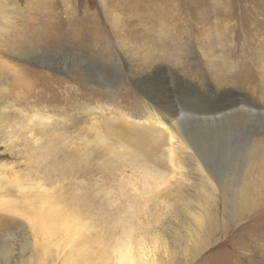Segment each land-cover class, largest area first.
I'll use <instances>...</instances> for the list:
<instances>
[{
	"label": "rangeland",
	"instance_id": "1",
	"mask_svg": "<svg viewBox=\"0 0 264 264\" xmlns=\"http://www.w3.org/2000/svg\"><path fill=\"white\" fill-rule=\"evenodd\" d=\"M144 79L195 117L229 99L253 101L240 107L250 116L243 129L232 127L229 147L201 157L213 196L181 149L168 161V141L146 158L106 133L109 122L140 128ZM83 105L96 112L80 111ZM34 115L52 117L50 125ZM253 139L264 142V0H0V177H40L53 187L77 167L89 171L67 180L55 205L92 191L105 217L79 220L94 223L91 232L116 231L130 217L138 233L165 244L166 264H264V146L245 166L239 156ZM244 168L260 182L249 175L246 187ZM145 172L169 181L148 191ZM229 172L235 177L221 179ZM3 200L27 210L13 188L0 189ZM250 208L258 212L248 216ZM21 218L0 207V264L50 263L52 251L44 261L25 249Z\"/></svg>",
	"mask_w": 264,
	"mask_h": 264
},
{
	"label": "bare ground",
	"instance_id": "2",
	"mask_svg": "<svg viewBox=\"0 0 264 264\" xmlns=\"http://www.w3.org/2000/svg\"><path fill=\"white\" fill-rule=\"evenodd\" d=\"M109 29L107 28V31L113 32V30ZM64 31L66 32V30ZM117 32L119 34L120 31L118 30ZM120 35L123 34L120 33ZM142 82L140 84L144 91L146 90L144 96L147 97L148 100H146L148 102H144L146 110L142 115L135 113V117L139 121L135 124L140 126V128L113 126L109 122V124H104L105 130L108 131L106 133L114 136L121 144L134 150L137 149L142 154V157L146 158L158 153L164 142L168 141V161L173 163L174 158L171 153H174L175 149H181L185 161L190 162L205 179L202 184L205 193L209 194V197L213 196L215 192V186L212 182L213 178L209 173L203 174V168L200 164L203 163L201 157L206 156L208 152L217 149L224 150L229 147V142L234 132L232 127L242 125L243 129L246 124L244 122L245 119L250 116L249 112H247L249 111L248 109L240 107L251 102L248 104L251 108L250 105L253 101L244 100L243 98L233 101L229 99L219 104L216 110L207 112L208 115L201 117L196 115L195 117L191 115L190 112L192 111L188 108L181 107L182 109L180 110L177 109L176 104H171L166 92L149 91L144 83L145 79ZM101 89L106 93L111 92L108 84H105ZM78 108L83 112H96L93 107L87 105ZM237 112L242 113V121L236 119L235 113ZM51 118L50 116L34 115L32 120H37L39 124L46 127L50 125L48 121ZM125 120L128 122L127 119ZM98 130L97 138L103 141L104 136ZM39 141L37 139L36 142ZM263 146L264 142L261 139H253L250 143L242 145L239 154L242 165L244 164L245 166L248 163H252L259 156ZM182 161L183 158L174 165L175 169L179 170V173L182 170ZM77 172L79 174H89V171L83 172L82 169L77 167L71 173L60 176L59 184L53 187L45 185L40 177L30 178L19 175L12 178L0 177V189L8 191L13 188L20 200L27 205V210L24 212L23 210H18L16 204L11 200L0 201V207L3 209L11 213L21 214L23 229L27 236L25 249L33 248L36 253L41 255V259L44 261L45 257H47L46 254L52 251L54 255L50 260L51 264H166V258L170 255L165 244L160 249L157 236L149 237L147 232L138 233L137 226L133 224L132 219H129L130 217L126 220L124 219L125 221L118 222L117 226H120V228L116 231L114 230L115 232H106L102 226L99 231L91 232L92 228L95 227L94 223L90 221L79 222L82 218L85 220L87 218L89 220L98 218L103 222L105 217L101 207L103 205L99 203V200L94 199L92 191L86 190V187L84 192L72 195L68 207L63 204L60 206L55 205L57 195L67 188L64 184L67 180L74 178ZM233 172L223 174L221 179L232 178V175L235 177ZM242 175L244 177L241 176L240 181L246 187L251 184V177L249 181H246L249 175L252 176L254 182H260L258 177L251 173L250 168H244ZM47 179V184L53 182L51 177ZM1 181H5L4 186ZM168 181L169 179H165L160 173L145 172L141 183L143 188L150 191L158 189ZM67 185H71V183L68 182ZM96 189L99 188L97 187ZM103 194L102 197L104 196ZM102 199L100 200L101 202L103 201ZM36 204L39 206H36ZM44 206H47L46 210H43ZM256 210L250 208L247 209L246 213H248V216L249 214L254 215L258 212ZM45 212L46 216L44 215ZM242 213L237 214L240 216ZM40 261L39 259V264H50L48 261L42 263Z\"/></svg>",
	"mask_w": 264,
	"mask_h": 264
}]
</instances>
